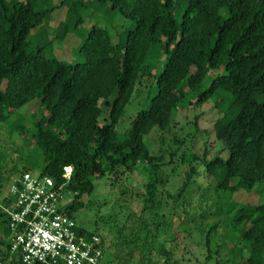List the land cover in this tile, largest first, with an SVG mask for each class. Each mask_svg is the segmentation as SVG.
<instances>
[{
  "label": "trees",
  "instance_id": "16d2710c",
  "mask_svg": "<svg viewBox=\"0 0 264 264\" xmlns=\"http://www.w3.org/2000/svg\"><path fill=\"white\" fill-rule=\"evenodd\" d=\"M93 1L108 3L132 25L117 43L106 28L95 26L80 48L85 60L70 63L41 53L51 41L35 46L29 38L56 7L43 8L45 0H0V122L8 123L19 109L40 101L42 113L35 117L31 141L43 153L41 174L61 185L67 181L65 167H73L65 184L72 195L65 212L76 219L95 193L96 180L120 167L149 175L159 168L162 158L146 142L153 129H167L181 108L214 99L222 112L215 135L228 156L205 160L223 195L218 219L204 231L206 264H228L218 258L221 247H212L220 227L247 264H264V198L256 203L235 198L264 184V0ZM66 36L59 35L62 40ZM159 45L165 60L155 74L151 57ZM148 75H155V91L132 120L128 136L120 139L116 127L137 84ZM21 129L25 134L26 126ZM15 170L17 177L32 172L26 166ZM0 199L9 205V194L1 189ZM156 217L165 219L159 213ZM161 220L153 221L158 230ZM90 234L101 237L108 256L103 236ZM173 241L157 244L158 236L147 227L141 234L133 232L134 247L126 255L139 252L138 264H179L171 260ZM10 247L8 216L0 207V261L23 264ZM103 264L127 263L108 257Z\"/></svg>",
  "mask_w": 264,
  "mask_h": 264
},
{
  "label": "rangeland",
  "instance_id": "374dc122",
  "mask_svg": "<svg viewBox=\"0 0 264 264\" xmlns=\"http://www.w3.org/2000/svg\"><path fill=\"white\" fill-rule=\"evenodd\" d=\"M63 2L65 6H60ZM81 4L82 0H45L43 8H56L47 23L33 30L29 37L35 46L51 41L41 52L45 57L70 63L83 62L85 58L80 48L91 29L95 26L106 28L117 43L125 29L132 25L130 19L115 14L108 3L90 0ZM176 16L180 19L181 11ZM62 33H67L63 40L59 37ZM164 60L165 55L159 45L151 57L155 74ZM155 80V75H148L137 84L116 127L120 139L128 136L132 120L149 104V95L156 88ZM41 113L40 101L36 99L19 109L8 123L0 122V189L4 195L9 194L10 186L17 178L16 167L26 166L34 174H39L44 166L42 151L35 141H31L35 117ZM221 116L214 99L175 111L167 129L155 128L146 137L151 152L162 158L152 175L141 170L124 171L125 167H120L95 181V193L86 199V205L77 213L76 220L86 231H96L105 239L109 255L104 256L101 264L108 257L115 262L121 258L124 263L138 264L139 252L133 258L126 254L129 247H134L130 243L133 232L141 234L147 227L153 237L158 236L157 244L161 241L169 246L174 239L171 245L173 262L206 264L204 231L218 219L217 207L223 195L217 190L215 178L206 170L205 160L217 154L228 156L225 145L216 138L214 130ZM20 125L26 126L25 134ZM263 186L258 185L253 193L236 194V201L256 203L263 200ZM69 196L72 200V195ZM157 213L165 219L157 218ZM160 220L162 223L158 227L161 229L158 230L153 221ZM224 234L220 227L212 240L213 250L221 247L218 258L228 261V264H247L240 248H235Z\"/></svg>",
  "mask_w": 264,
  "mask_h": 264
},
{
  "label": "built area",
  "instance_id": "2783aa9c",
  "mask_svg": "<svg viewBox=\"0 0 264 264\" xmlns=\"http://www.w3.org/2000/svg\"><path fill=\"white\" fill-rule=\"evenodd\" d=\"M73 167H65L66 183L50 176L25 172L9 190V205L0 202L8 216L10 252L23 264H101L105 246L97 234L80 230L65 212L71 201L65 184Z\"/></svg>",
  "mask_w": 264,
  "mask_h": 264
},
{
  "label": "water",
  "instance_id": "95a60500",
  "mask_svg": "<svg viewBox=\"0 0 264 264\" xmlns=\"http://www.w3.org/2000/svg\"><path fill=\"white\" fill-rule=\"evenodd\" d=\"M0 264H4V263H2V262L0 261Z\"/></svg>",
  "mask_w": 264,
  "mask_h": 264
}]
</instances>
